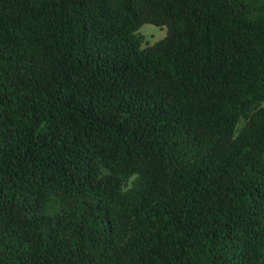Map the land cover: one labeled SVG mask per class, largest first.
<instances>
[{"label":"trees","instance_id":"16d2710c","mask_svg":"<svg viewBox=\"0 0 264 264\" xmlns=\"http://www.w3.org/2000/svg\"><path fill=\"white\" fill-rule=\"evenodd\" d=\"M0 264H264V0H0Z\"/></svg>","mask_w":264,"mask_h":264},{"label":"rangeland","instance_id":"374dc122","mask_svg":"<svg viewBox=\"0 0 264 264\" xmlns=\"http://www.w3.org/2000/svg\"><path fill=\"white\" fill-rule=\"evenodd\" d=\"M166 34L165 28H158L152 25H143L139 30L142 39V47L152 45L161 40Z\"/></svg>","mask_w":264,"mask_h":264}]
</instances>
